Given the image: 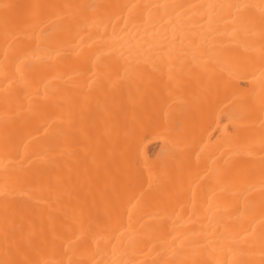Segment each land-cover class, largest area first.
<instances>
[{
    "label": "bare ground",
    "instance_id": "bare-ground-1",
    "mask_svg": "<svg viewBox=\"0 0 264 264\" xmlns=\"http://www.w3.org/2000/svg\"><path fill=\"white\" fill-rule=\"evenodd\" d=\"M0 264H264V0H0Z\"/></svg>",
    "mask_w": 264,
    "mask_h": 264
}]
</instances>
